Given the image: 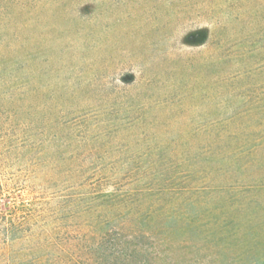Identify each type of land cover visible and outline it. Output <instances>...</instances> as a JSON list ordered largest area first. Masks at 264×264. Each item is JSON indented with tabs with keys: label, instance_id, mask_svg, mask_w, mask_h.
<instances>
[{
	"label": "rangeland",
	"instance_id": "rangeland-1",
	"mask_svg": "<svg viewBox=\"0 0 264 264\" xmlns=\"http://www.w3.org/2000/svg\"><path fill=\"white\" fill-rule=\"evenodd\" d=\"M261 34L264 0H0V264L98 263L127 219L189 228L164 264H264V140L231 154Z\"/></svg>",
	"mask_w": 264,
	"mask_h": 264
},
{
	"label": "trees",
	"instance_id": "trees-1",
	"mask_svg": "<svg viewBox=\"0 0 264 264\" xmlns=\"http://www.w3.org/2000/svg\"><path fill=\"white\" fill-rule=\"evenodd\" d=\"M247 44L246 49L248 51L257 52L261 51L259 55L262 56V64L257 66L252 64L248 68H243L238 74L236 79H250L253 80L254 76L258 74H264V34L259 35L256 38H252L250 41L243 43ZM240 45H236L239 47ZM253 48V49H252ZM238 57V55H237ZM259 88V89H258ZM245 98L248 102L244 103L243 107L233 110L231 115V154L234 157L241 156L243 153L251 152L252 146L249 145V137L261 136L260 138L264 140V87H254ZM227 127H224L220 131V135L228 134ZM224 139V138H222ZM237 143V144H236ZM262 145L259 144L254 146L256 149L260 148ZM264 146V144H263ZM259 190L258 192H264V187L253 188L251 190ZM252 192V191H251ZM250 194V192H249ZM264 199V193H262ZM250 201L253 200L254 196L251 194ZM260 197V196H259ZM246 196L237 205L231 206V215L244 214L248 212L249 206L253 203H247ZM25 212V210H21ZM31 216L24 218L27 222L30 221ZM179 219V218H178ZM134 220L127 219L123 222L122 227L113 228L112 225L109 226L110 222L101 225L98 228V251L93 250V256L97 252L99 253L100 262L92 264H164V251L161 247L166 246L171 240L175 239L180 232H185L189 228H178L169 229L165 233V238L160 239L158 235L154 232H142L137 230L136 223L133 224ZM160 221L156 220L155 223ZM160 224V223H159ZM155 229L158 227L154 224ZM158 229L164 230L163 226H159ZM154 231V230H153ZM20 231L18 229V223L16 220H11L9 226L5 231L7 239L17 240ZM259 237V236H258ZM257 237V238H258ZM254 240V239H253ZM257 244V242H255ZM43 258H35L33 261L30 260H14L12 264H44Z\"/></svg>",
	"mask_w": 264,
	"mask_h": 264
}]
</instances>
